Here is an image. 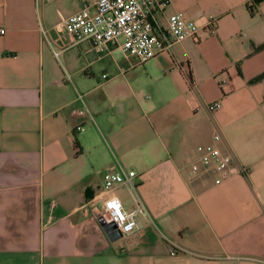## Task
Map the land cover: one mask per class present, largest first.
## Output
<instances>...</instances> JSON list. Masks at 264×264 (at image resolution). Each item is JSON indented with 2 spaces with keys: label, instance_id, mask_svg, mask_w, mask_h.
<instances>
[{
  "label": "crops",
  "instance_id": "crops-1",
  "mask_svg": "<svg viewBox=\"0 0 264 264\" xmlns=\"http://www.w3.org/2000/svg\"><path fill=\"white\" fill-rule=\"evenodd\" d=\"M93 2L0 0V264H264V0H167L159 23L184 13L199 34L143 66L57 29ZM217 134L219 185L197 152ZM118 171L147 215L112 242L103 200L135 206L104 187Z\"/></svg>",
  "mask_w": 264,
  "mask_h": 264
},
{
  "label": "built area",
  "instance_id": "built-area-1",
  "mask_svg": "<svg viewBox=\"0 0 264 264\" xmlns=\"http://www.w3.org/2000/svg\"><path fill=\"white\" fill-rule=\"evenodd\" d=\"M167 0H94L86 4L82 10L58 25L59 31L70 34L77 41H91L98 48L106 49L111 45H120L123 52L135 57L144 65L161 55L173 42L186 39H196L199 27L196 21L188 18L184 13H175L168 17L167 24L161 25L158 14L167 7ZM207 29L215 33V18L209 17ZM4 35L5 30H0ZM58 53L55 56L58 57ZM104 78H107L104 75ZM227 81L220 83L224 89ZM78 101L83 104L84 98L78 94ZM210 111L221 108V103L208 106ZM87 110L84 106L77 108L74 115L84 117ZM83 130V125L75 127V133ZM221 135L214 137V142L197 148L199 163L207 172L214 174L216 185L222 184L232 175L231 163L227 159L218 143ZM134 171L106 172L103 184L107 191L118 186L131 189L134 208L128 210L116 196L103 200L102 209L98 214L99 221L113 224L116 231L123 236H130L138 229V217L146 216L147 211L136 197V178Z\"/></svg>",
  "mask_w": 264,
  "mask_h": 264
},
{
  "label": "water",
  "instance_id": "water-1",
  "mask_svg": "<svg viewBox=\"0 0 264 264\" xmlns=\"http://www.w3.org/2000/svg\"><path fill=\"white\" fill-rule=\"evenodd\" d=\"M100 224L108 235L110 241L114 242L123 237V235L119 231H116V227L113 224H106L102 221H100Z\"/></svg>",
  "mask_w": 264,
  "mask_h": 264
},
{
  "label": "trees",
  "instance_id": "trees-1",
  "mask_svg": "<svg viewBox=\"0 0 264 264\" xmlns=\"http://www.w3.org/2000/svg\"><path fill=\"white\" fill-rule=\"evenodd\" d=\"M181 68H184V66H181ZM185 75L187 77V79L189 80V83L191 85V87L194 86V80H193V75H192V72L190 70V68H188L186 71H185ZM262 78H264V75L258 77L257 79H255L254 81H258V80H261Z\"/></svg>",
  "mask_w": 264,
  "mask_h": 264
},
{
  "label": "rangeland",
  "instance_id": "rangeland-1",
  "mask_svg": "<svg viewBox=\"0 0 264 264\" xmlns=\"http://www.w3.org/2000/svg\"><path fill=\"white\" fill-rule=\"evenodd\" d=\"M143 66V65H142Z\"/></svg>",
  "mask_w": 264,
  "mask_h": 264
}]
</instances>
